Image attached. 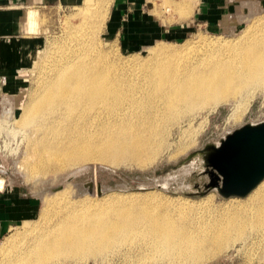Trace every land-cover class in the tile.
<instances>
[{
  "label": "bare ground",
  "instance_id": "6f19581e",
  "mask_svg": "<svg viewBox=\"0 0 264 264\" xmlns=\"http://www.w3.org/2000/svg\"><path fill=\"white\" fill-rule=\"evenodd\" d=\"M165 1L188 15L181 0ZM251 3L242 0L253 17L262 10ZM78 9V22L64 24L67 32L45 58L37 92L18 108L13 124L27 141L33 178L84 166L53 178L62 186L35 192L44 204L38 219L42 224L2 242L0 264H73L89 257L112 264L108 258L114 253L121 255L116 264H205L237 241L247 248L262 244L264 179L244 200L227 198L211 212L153 191L100 198L97 184L91 191L84 184L71 189L68 178L91 163L150 166L167 150L162 127L172 119L176 124L220 104L233 103L236 111L244 107L264 90V16L233 41L217 38L176 50L156 43L149 48L150 69L136 72L112 66L95 36L100 15ZM37 17L31 11L30 29ZM26 82L25 74L17 81ZM9 108L3 107L10 117ZM160 181L165 187L167 179Z\"/></svg>",
  "mask_w": 264,
  "mask_h": 264
},
{
  "label": "rangeland",
  "instance_id": "374dc122",
  "mask_svg": "<svg viewBox=\"0 0 264 264\" xmlns=\"http://www.w3.org/2000/svg\"><path fill=\"white\" fill-rule=\"evenodd\" d=\"M89 1L82 0V3L80 2L75 5L76 7L69 8H49L40 11H38V9H31V11L35 10L34 12H36L39 17H37V23L34 25V28L31 29L32 33H39L42 37V41H40V47L34 54L31 66L24 72H21L22 74L27 75V82L25 84L17 83L16 77L13 83H11V88H9L11 90L9 92H0V181L3 180L2 182L4 184L1 185L2 188H0V190L5 186H14L19 189V192L24 195V197L31 200L32 203V219L17 223L11 230H9V232L1 235L0 244L6 242V239L10 236H21L20 233H28L34 225L42 224L38 223V219L41 215L44 204L42 199H40V196H38L39 194L36 193L43 190L42 188L45 186L55 187L57 183V186H62L59 184V178H57V180L53 178L58 175L60 176L61 174L69 176L73 171L84 166L78 165L74 166V168L64 169V171L58 172L57 174L49 173V175L46 176L39 175L37 178H33V175L31 174L33 169L28 168L30 165L28 164L29 153L27 152V141L23 138L22 133L14 130L13 124L14 114H16L18 108L29 103L31 98L37 92L38 85L36 81L39 80V74L42 72V64H45V58L49 55L54 44L61 41L64 37L65 31L67 32V28L63 27L65 26L64 24L66 23L70 24L69 26H73V23L75 24L78 22L74 17V14L79 10L78 8L96 11L98 16H102L101 18L99 16L98 21L100 29L95 31V36L101 46L103 47L104 45L103 49H106L108 54L107 57L112 66L116 69H132L136 72L143 71L147 68L150 69L148 66V60L151 58L149 48L156 43H161L170 50H176L184 47L193 49L198 47L201 41H210L217 38L223 42H229L245 37L247 32L252 31L249 29L255 26V24L253 25L251 23H255L258 19L264 16V0H246L253 2L251 3L252 7L253 5H257L262 10L259 13L257 12L253 14V17H251V14L249 15V7L241 6L238 1L231 2L233 3L232 9L227 18H225V24L223 27L213 29L195 27L190 33L181 39L166 38L141 49L125 51L118 46L114 37L106 36L105 33L104 23H106L108 19L113 0ZM153 1L155 3L153 8L156 13L158 10L162 9L163 12L161 14L169 22L175 21L177 19L176 17H178V22H182L190 15V12L188 15L179 14L173 9V7H171V4L169 7V4L166 3L165 0ZM171 1L173 2L176 0ZM181 1L187 5L188 8H190L189 6L193 3V0ZM93 4L97 7H94ZM174 11L176 13H174ZM186 56L187 55H183V57ZM9 106L10 111L13 112H11L12 115L10 117L4 114L3 109V107L7 109ZM232 107H234L233 103L220 104L209 111L195 112L176 124V120L173 121L172 119V121L162 127L167 150H164L163 154L150 166L135 167V165L128 166L125 164L112 166L104 163H91V165H88V167L77 172L75 176L68 181V183H70L69 186L73 189L72 187L82 186L88 182L99 184L106 189L100 197L105 199L114 197L115 195L121 196L123 194L124 196L146 195L151 194L146 192L153 191V193L161 194L170 198H184L185 200H188V202L195 204V206H197L196 208L212 212L210 207L221 206L229 202V199L222 198L215 190L201 197L183 196L181 190L188 192L192 189L191 191L195 192L197 187L202 186L208 181V177L205 173L198 175V173L204 169L202 168L200 170L197 168V166H200L197 157H187L191 153L203 149L206 145L217 144L227 133H230L245 124L263 121L264 90L256 91L250 101L247 102L244 107H241L240 110L236 111ZM235 113L237 116L234 117ZM154 178L158 180L167 179L165 188L168 187V192L155 188L146 191H136V188L138 187H146L149 185ZM47 181H49V183L45 184ZM206 197L210 199L206 200ZM234 200L235 202H238L240 199L237 198ZM85 215L89 214L85 213ZM15 245L16 242L10 248L15 247ZM111 250H107L105 253H108ZM120 257V253H114L113 256L109 255L108 259H112V264H116ZM99 260L100 257H98L97 260L89 257L73 261V264H101L100 262L102 261ZM159 264H161V262H159ZM205 264H264V241L262 244L259 243L258 245H253L248 248L246 246L244 247L242 242L237 241L232 249H229L225 254L218 256L214 260Z\"/></svg>",
  "mask_w": 264,
  "mask_h": 264
},
{
  "label": "crops",
  "instance_id": "0c3cea01",
  "mask_svg": "<svg viewBox=\"0 0 264 264\" xmlns=\"http://www.w3.org/2000/svg\"><path fill=\"white\" fill-rule=\"evenodd\" d=\"M179 1V0H178ZM177 0L175 2H178ZM242 0H193L186 20L169 22L153 8V0H113L105 23L106 36L114 37L125 51H134L163 39H181L195 27L219 28L225 24L233 3ZM78 0H0V92L31 66L42 37L32 33L31 9L69 8ZM35 11V10H34ZM174 13H176L174 11ZM6 93V92H5ZM32 219L31 200L16 187L0 190V236L17 223Z\"/></svg>",
  "mask_w": 264,
  "mask_h": 264
},
{
  "label": "water",
  "instance_id": "95a60500",
  "mask_svg": "<svg viewBox=\"0 0 264 264\" xmlns=\"http://www.w3.org/2000/svg\"><path fill=\"white\" fill-rule=\"evenodd\" d=\"M193 156L200 164L198 169H204L198 175L205 173L208 181L195 192L181 190L183 196L201 197L215 190L224 199L245 197L264 179V120L245 124L227 133L217 144L206 145L187 158ZM160 182L154 178L149 185L138 187L136 191L155 188L168 192V187H162ZM83 187L91 191L93 183H85ZM103 189L97 184L98 196L103 194Z\"/></svg>",
  "mask_w": 264,
  "mask_h": 264
}]
</instances>
